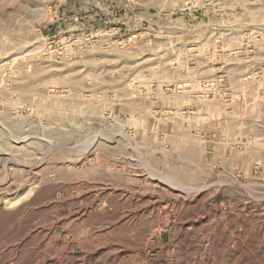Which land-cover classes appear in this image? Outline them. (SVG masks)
I'll return each instance as SVG.
<instances>
[{
    "label": "rangeland",
    "instance_id": "rangeland-1",
    "mask_svg": "<svg viewBox=\"0 0 264 264\" xmlns=\"http://www.w3.org/2000/svg\"><path fill=\"white\" fill-rule=\"evenodd\" d=\"M263 257L264 0H0V264Z\"/></svg>",
    "mask_w": 264,
    "mask_h": 264
},
{
    "label": "bare ground",
    "instance_id": "bare-ground-1",
    "mask_svg": "<svg viewBox=\"0 0 264 264\" xmlns=\"http://www.w3.org/2000/svg\"><path fill=\"white\" fill-rule=\"evenodd\" d=\"M264 258V257H263ZM253 260V259H252ZM255 260V259H254ZM256 262H257V260H256ZM259 262V261H258Z\"/></svg>",
    "mask_w": 264,
    "mask_h": 264
}]
</instances>
